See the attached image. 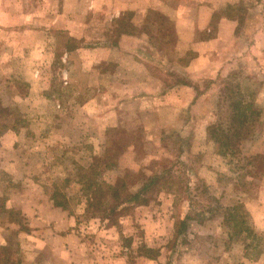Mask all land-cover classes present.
Wrapping results in <instances>:
<instances>
[{"label":"rangeland","instance_id":"374dc122","mask_svg":"<svg viewBox=\"0 0 264 264\" xmlns=\"http://www.w3.org/2000/svg\"><path fill=\"white\" fill-rule=\"evenodd\" d=\"M93 1L0 0V138L8 129L20 132L22 156L37 159L30 173L66 204L62 209L98 264L107 253L117 264H264V55L248 49L255 24L242 21L240 54L197 87L198 100L174 104L147 94L123 103L117 96L108 120L115 103L103 94L119 63L144 60L152 77L142 90L152 93L157 78L169 87L185 83L172 67L196 52L178 37L171 8L151 10L140 28L129 8L104 22L116 0H96L92 9ZM256 1L244 0L236 16ZM220 5L214 29L228 9ZM205 38L196 35V41ZM235 101L253 105V122L231 127ZM214 123L232 129L227 155L208 136ZM169 169L177 186L152 191L145 206L125 208L116 226L101 220L99 211L114 205L105 196L112 187L121 191L127 175L126 191L135 193ZM89 197L101 199L90 206ZM188 214L192 220L178 235L176 224ZM18 225L0 226V252L18 264H54L28 221Z\"/></svg>","mask_w":264,"mask_h":264},{"label":"crops","instance_id":"0c3cea01","mask_svg":"<svg viewBox=\"0 0 264 264\" xmlns=\"http://www.w3.org/2000/svg\"><path fill=\"white\" fill-rule=\"evenodd\" d=\"M222 1L225 4L222 7H238L244 2V0H116L117 4L112 8L110 15L104 18V22L114 21L129 8L134 13L132 21L141 28L148 21L146 14L151 10H160L164 7L174 10L178 37L193 45L196 56L185 65L176 62L172 67L174 75L181 74L185 77V83L169 87L161 78H155L158 83L152 93L142 90L143 84L152 77L144 60L119 63L111 74V84L107 92L103 94V98L106 97L109 102L115 103L107 113L105 112L104 117L107 115L108 120L114 117L111 112L116 108L117 96H121L120 101L123 103L147 94L154 97L162 96L174 104H182L191 97L194 101L198 100L197 87L212 81L233 56L240 54L242 40L246 38L242 36L244 32L240 33L242 21L245 23L244 27L254 24L256 26H253L255 30L248 49L250 48L257 56L264 55V26H261L264 22V0H257L242 18L230 17L224 13L219 16L214 29L212 23L220 11ZM98 5L99 2L95 0L91 2L90 8H97ZM182 7L190 9V13H182ZM70 12L74 13L69 10L67 15ZM61 28H66V25H62ZM198 32H204L208 38L196 41ZM248 52L249 50L242 57L246 58ZM255 59L256 57L252 56L249 60ZM19 133L15 129H8L0 138V186L4 185L3 191L6 192L5 197H3L5 193L0 195V198L6 200L4 207L0 208V226L16 227L18 223L11 216L12 213H19L23 222L28 221V227L39 239L37 245L41 246L40 249L48 248L54 264H98L88 241L84 236L82 238V235H78L72 227L68 212L54 204L46 193L45 186L40 184L39 177L30 173L32 167L38 166L37 159L22 156V148L18 141ZM104 256L105 260L100 257L99 264H105V261L108 264H117L116 259L109 260L111 257L109 253Z\"/></svg>","mask_w":264,"mask_h":264},{"label":"trees","instance_id":"16d2710c","mask_svg":"<svg viewBox=\"0 0 264 264\" xmlns=\"http://www.w3.org/2000/svg\"><path fill=\"white\" fill-rule=\"evenodd\" d=\"M227 8H228L227 11H225L226 14L230 17H236L235 9L238 7L229 6ZM184 64H187V63L185 62ZM232 109H233L234 114L231 115L230 122H231V127H235V128H237V126L239 127L243 125L244 123L246 124L247 122H253L254 121L253 119L258 114L257 110L253 108V105L247 104V103L245 104L244 102L241 103V101H235ZM231 131L232 129L228 130V129L222 128V125H219L217 123L210 125L207 129L208 136L210 137L211 141L215 143L218 152L221 154L227 155V151L231 147V135L233 134L231 133ZM172 172H173V169H169L168 171L163 170L162 171L163 174L161 175H160L161 172H156L153 175V177L147 178L145 183H143L142 185V189L138 190L135 193H127L126 191L127 182H128L126 179L128 175L120 184L121 187L119 189H121V191L119 190L117 191L116 188L110 186L115 192L112 193V195L105 196V198H109L111 196L114 205H113V208H110V209L104 208L103 210L99 211V215L102 216L101 220H104V221L108 220L107 222H110L112 223V225L116 226L118 224V216L122 215L125 208H130L132 206H139V205L145 206L149 204V199L146 196H148V194H150L152 191L157 190L158 188H162L163 186H165V188L173 189L175 186L178 185V182L175 181V179L172 178V176L168 175V174H171ZM166 175H168V179L166 178ZM45 191L50 196V198L52 199V201L57 207H61L64 209L67 208L66 204L58 201L57 197H59V195L57 194L50 195V193L48 192L47 186H45ZM100 199L101 197H95V198L89 197V199L87 200V203L90 206H94L95 201H98ZM186 201L190 202L189 196L186 197ZM102 204L104 203L102 202ZM235 209L236 208H234L231 211H234ZM15 214H19V213H12V215H15ZM190 216L191 215L188 214L177 222L176 233H178V235L183 233V231L186 230L187 221L192 220ZM21 218L19 221H15V220L14 221L19 223L20 225L23 220V218L22 219ZM146 253L148 254L156 253V251L153 249H147ZM145 257H147L148 259H156L155 257H152L147 254ZM0 264H18V263H14V260L12 261V259L8 257V253L6 250H2V252H0Z\"/></svg>","mask_w":264,"mask_h":264}]
</instances>
